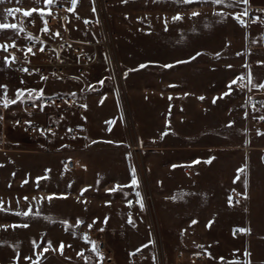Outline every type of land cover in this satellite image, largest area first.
I'll use <instances>...</instances> for the list:
<instances>
[{
  "label": "crops",
  "instance_id": "0c3cea01",
  "mask_svg": "<svg viewBox=\"0 0 264 264\" xmlns=\"http://www.w3.org/2000/svg\"><path fill=\"white\" fill-rule=\"evenodd\" d=\"M245 1L242 17L230 12L234 6L228 5L195 4L190 9L226 12L235 27L223 45L227 49L233 45L236 52L204 49L173 59V196L166 199L173 207V222L172 214L168 220L163 215V184L160 176L155 179L161 167L151 168L145 161L146 155L157 152L127 150L128 142L160 139L139 132V119H124L122 96L107 88L103 75L96 77L97 65L78 70L80 58L72 59L76 56L72 47L82 44L71 41L62 53V76L44 79L10 69L2 51L11 75L35 81L24 89L12 88L21 97L10 106L2 105L7 115L56 126L44 144L25 156L49 161L57 154L59 169L70 176L61 180L45 166H26L27 180L8 183L10 189L26 193L0 197V237L10 239L9 252L17 239V259L0 264H102L98 239L89 237L88 229L105 231L115 262L126 248V262L133 264L134 255L151 253L153 248L161 247L163 255L165 244L159 238L168 236L172 223L173 237L184 243L178 251L188 260L203 251L206 264H264V99L259 97L264 79L256 84L252 62L253 47L264 48V11L249 10L259 20L245 16L249 6H264V1ZM241 37L247 42L246 53L237 47ZM187 43L177 33L173 36V47ZM50 85L63 89H49ZM73 85L79 88H70ZM49 97H70L83 107L47 106L44 100ZM6 126L0 123V135L5 131L2 141L13 147L2 154L21 168L23 164L14 162L21 157L17 146L30 137L17 139ZM31 138L42 141L37 134ZM139 155L144 169L139 162L132 165L131 158ZM68 161L75 166L69 168Z\"/></svg>",
  "mask_w": 264,
  "mask_h": 264
},
{
  "label": "rangeland",
  "instance_id": "374dc122",
  "mask_svg": "<svg viewBox=\"0 0 264 264\" xmlns=\"http://www.w3.org/2000/svg\"><path fill=\"white\" fill-rule=\"evenodd\" d=\"M245 3V0H240V3L238 0H221L220 3H215L213 0H75V3L73 0H52L51 3L48 0H3L0 3V24H14L17 27L0 29V86H6L0 87V104L10 106L18 96L21 97L12 88L24 89L35 83L31 78L11 75L4 64L2 56L4 46L15 42L18 37L19 24L16 23L18 19L14 15L17 17L21 14L26 20L41 22L51 7H63L65 19L62 27L65 35L70 41L82 44L87 50H96L95 61L87 68L89 70L91 66L97 65L96 77L103 75L107 88L116 92L118 96H122L121 108L124 111V119L130 122L140 120L139 132L144 131L143 133L148 137L156 135L160 139L141 143L131 141L127 143V150L134 152L145 148L146 152H157L146 155L145 161L146 165L151 168L161 167V173L157 174L155 179L160 176L163 184L161 196L163 215L168 220V216L172 214L173 222V207L170 208L166 200L170 198L168 195L173 196V59L204 49L223 51L226 48L223 43L225 39L230 38V33L235 27L232 19L228 18V14L222 13L223 10L211 12L209 9H204V11L190 12L193 5L205 4L217 7L228 5L229 8L234 6L230 12L233 13L235 10L236 16L242 17L240 14L243 13ZM9 9L13 10L11 14H9ZM14 9H19V11L15 12ZM25 11L30 12L31 15L25 16ZM193 13L197 14L193 15ZM174 17H180V19H174ZM176 33L182 39L188 40V43L191 41V44L173 47V36ZM207 37L209 39H206ZM242 38L239 41L240 46L237 47H242L241 52L246 53L248 51L247 42H243ZM225 50L227 53L236 52L233 51V45ZM252 55V62L256 65L253 79L258 85L264 79V48L253 47ZM76 56L72 59L77 60L79 56L77 58ZM53 88L63 89L59 85H50L49 89ZM70 88L77 89L79 86L73 85ZM25 99L28 100L26 97ZM6 116L8 117L7 112ZM102 117L104 116L101 115L99 118ZM9 118L13 117L9 116L6 121L0 120L1 124H7L8 133L11 132L17 139H27V135L30 140L26 141L27 144L25 142L24 145L17 146L21 148L18 151L21 152L19 153L21 157L14 159V162L18 165L23 164V167L18 168L11 163L9 156L4 157L2 154L8 153L13 145L2 141L5 131L1 130L0 163H4L0 164V197L12 195L16 198L25 197L26 191L10 189L8 183L27 180L26 166L40 168L45 166L57 179H67L70 174L59 169V155L51 154L49 161L40 157L25 156L28 150H36L38 146L44 144L48 135L29 131ZM132 133L135 139L136 131ZM36 134L41 137L42 141L32 140V135ZM35 159H38V162H34ZM131 161L132 165L137 162L141 163L140 166L144 169L142 163L144 158L141 155L139 158H131ZM151 181H153L152 175ZM166 233L168 236L159 238V242L163 241L165 244L163 255L159 252L161 247L153 248L151 253L139 257L134 255L133 264H139L138 259L141 260V264H192L187 257H183L182 262L179 260L178 250L181 244L183 247L184 243L179 241L178 237H173V223L172 228H169ZM103 237L108 242L106 235ZM97 239L99 243V238ZM9 241L10 239L6 236L5 238L0 237V261L7 262L12 258L17 259L14 254L17 249V239H13V252H9ZM24 241L23 238L22 242ZM126 261H128L127 252L126 248H123L118 253V261L114 264H128Z\"/></svg>",
  "mask_w": 264,
  "mask_h": 264
},
{
  "label": "built area",
  "instance_id": "2783aa9c",
  "mask_svg": "<svg viewBox=\"0 0 264 264\" xmlns=\"http://www.w3.org/2000/svg\"><path fill=\"white\" fill-rule=\"evenodd\" d=\"M256 9L264 11V6L248 7L245 14L248 21L259 20V18L249 10ZM19 31L15 42L7 45L4 50V56L7 58V66L17 73L28 75L36 79L55 78L62 76L65 71V62L62 53L72 46L71 41L65 35L62 24L65 19L64 9L60 6L51 7L46 17L41 22L26 20L23 15L19 14ZM262 47H264V34L262 37ZM75 55L79 56L80 61L77 64L78 70L84 72L96 58L95 49H86L82 45L72 47ZM31 49V51H29ZM41 49H43L41 51ZM264 99V87L259 96ZM44 103L47 106L64 107L66 109H82V104L70 97L46 98ZM59 116V114L57 115ZM9 117V116H8ZM5 109L0 105V120L6 121ZM15 123L24 126L29 131L41 133H51L56 126L53 124H33L26 120L24 116L9 118ZM74 133V131H72ZM69 168L75 166L73 161H68ZM87 235L91 238H99L97 252L101 255L104 264H114L115 254L103 235L104 230L88 229ZM179 260H184L183 255H179ZM192 264H206V253L196 251L190 257Z\"/></svg>",
  "mask_w": 264,
  "mask_h": 264
},
{
  "label": "snow or ice",
  "instance_id": "6c2138e0",
  "mask_svg": "<svg viewBox=\"0 0 264 264\" xmlns=\"http://www.w3.org/2000/svg\"><path fill=\"white\" fill-rule=\"evenodd\" d=\"M3 2V0H0V3H2ZM48 2L49 3H51L52 2V0H48ZM73 2L75 3V0H73ZM213 2H215V3H220L221 2V0H213ZM9 11V14H11L12 13V9H9L8 10ZM15 11H19V9H16ZM197 13H193V15H196ZM24 15L25 16H29V15H31V13L30 12H27V11H25V13H24ZM174 19H180V17H174ZM9 27H11L12 29H15L17 26L16 25H7V24H0V29H6V28H9ZM5 47V50H6V48H7V46H4ZM43 49H41V51H42ZM29 51H31V49H29ZM6 62H7V58H6ZM230 67V66H229ZM233 83H235V81H233ZM0 87H6V86H0ZM262 87H264V85H262ZM227 94V93H226ZM201 99H203L202 97H201ZM215 102V101H214ZM208 163H210L211 161H207ZM240 171H242V170H240ZM137 183V181H136V179H135V177H133V179H132V184L133 185H135ZM24 227H27V225H24ZM63 247V245H61V248Z\"/></svg>",
  "mask_w": 264,
  "mask_h": 264
}]
</instances>
